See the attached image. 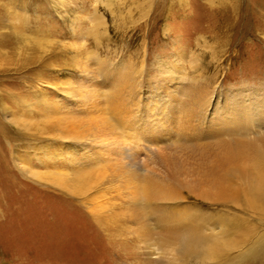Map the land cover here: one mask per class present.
Wrapping results in <instances>:
<instances>
[{
    "label": "rangeland",
    "instance_id": "obj_1",
    "mask_svg": "<svg viewBox=\"0 0 264 264\" xmlns=\"http://www.w3.org/2000/svg\"><path fill=\"white\" fill-rule=\"evenodd\" d=\"M21 8L27 10L24 20L14 22L30 38L21 40L15 54H11L14 64L7 71L0 63V264H146L151 258L156 264H165L167 257L148 255L149 251H157L153 244L141 242L123 221L101 223L97 218L102 217V210L90 200L86 202V195L97 191L101 195L97 201L105 206L115 204L116 208L126 206L127 210L138 198V193L128 194L121 188L120 175L129 167L123 147H131L134 161L159 175L148 158V149L152 150L158 164L175 175L172 184L187 196L188 206L199 220H204L206 228L211 227L214 232L215 226L208 222L222 220L229 232L231 220H238L239 228L247 223L255 235L264 232V207L243 209L220 198L212 188L217 175L204 182V188L200 184V195L188 193L183 187H198L200 177L194 163H204L208 169L213 152L218 151L216 140H211L209 133L217 129L221 139L228 141L240 137L239 133L219 129L214 120L213 126L207 121L198 125L197 118L191 117L185 125L188 111L182 113L186 117L181 120L180 116L170 117L172 130L179 128L175 133L199 136L196 139L200 140L194 142L204 146L202 158L207 159L202 162H198L199 156L188 140L178 141L180 134L151 136L147 143L142 138L120 136L117 132L122 128L113 134L97 133L93 140L81 142L83 146L93 145L89 153L94 160L80 154L74 158L64 154L67 130L76 127L86 131L92 120L112 117L108 113L97 116L104 109H100L102 96L96 97L99 109L97 106L92 112L83 105L82 98H75L78 88L83 89V94L94 86L103 93L111 90L113 78L105 80L98 75L95 56L109 68L113 62L135 68L143 61L139 95L144 97L160 91L165 83L172 84L168 81L179 76L181 68L186 73L183 81H175L173 87L168 84V92L188 83L187 87L212 89L214 96L220 94L219 103L225 104L224 97L232 92L264 89V0H0V21L9 27L8 12ZM8 27L0 34H16ZM84 62L86 71L81 68ZM188 97L192 98L191 93ZM189 100L182 104L195 109V103ZM142 102L147 108V99L140 100V106ZM229 106L225 111L231 110ZM133 108L129 106L125 111L129 113ZM148 111L147 108L140 112L150 117ZM121 117L129 118L127 114ZM247 125L243 131L246 136L242 135L246 139L257 141L264 136L263 123L253 119ZM115 141L120 142L116 150L112 149ZM104 145L105 152L101 148ZM99 153L101 164L93 169ZM72 160L79 168L92 169V180L82 181L84 195L66 193L21 169L28 163L40 175L50 170L68 175ZM236 165L241 169L251 167L244 160L226 166L219 174L231 172ZM207 171L209 178L212 174ZM225 176L228 178L224 181L230 179L237 187L246 183L245 178L235 174ZM96 177H102L97 186ZM64 182L72 185L68 180ZM89 185L94 188L88 189ZM258 245L252 246L243 259L233 258L228 264H264V244ZM181 264L215 263L185 257Z\"/></svg>",
    "mask_w": 264,
    "mask_h": 264
},
{
    "label": "bare ground",
    "instance_id": "obj_2",
    "mask_svg": "<svg viewBox=\"0 0 264 264\" xmlns=\"http://www.w3.org/2000/svg\"><path fill=\"white\" fill-rule=\"evenodd\" d=\"M25 11H27L25 8H21V11L10 10L8 12L10 21L9 27L7 26L8 24L0 21V30L8 27L12 28L14 33H16L0 34V63H3L5 66L3 69L6 71L10 64H14L11 54H15L16 47L17 49L19 48L18 44L21 40L30 38V34H23L20 27L14 22L15 20L20 22L25 15ZM94 58H96L95 60L97 61L98 75L105 78V80L113 78V80H110L111 90L103 93L99 88L97 89L94 86L86 92L84 91L85 94H83V89L78 88L75 89V92L77 91L75 98L76 100L82 98L84 100L83 105L86 104L87 109L92 112L95 111L97 106L99 109V103L97 104L96 97L98 98L102 96V100L104 101L102 102L103 105H101L100 109H103V107L104 109L99 110L100 113H98L97 116L108 113L112 117L104 118L103 116L101 120H97L98 122L92 120L86 131L77 130L76 127L67 130L65 133V140H67L66 142L68 145L64 148V154L67 153L71 156L73 155V158L76 157L77 154H80V156L87 160H94V158L91 157L92 154L89 153L93 145L87 144V146H83L81 142L89 138L90 140H93L97 133L100 135L103 133L113 134L116 132L117 128H122L121 132H117L120 136L126 138L134 137L136 140L142 138L147 143H150L149 138L151 136L165 135L166 137H170L173 134V136L180 134L178 141L188 140V145H191L192 150H195L199 156L200 160H198V162L205 161L207 158L204 157L205 160L202 158V153L204 151H201L204 146L194 142V139L200 140L196 139L199 136L188 137L182 135V131L175 133L179 128H174L175 130H172L173 128L171 126L170 117L173 116V118L176 119V117L180 116L179 119L181 120L183 119L182 117H186V115L184 116L182 113L186 114L188 111L190 115L186 117L187 119H184L185 125L191 117L197 118V121L199 122L198 125L207 121L210 126H213L215 123L212 121L214 120L220 125L221 128L219 129H225L224 131L230 132V134L239 133L240 137L228 141L226 139H221L220 132H218L217 129H215L214 132L209 133L208 135L212 138L211 140H214V142L216 140L215 143H217L216 146L218 147V151L213 152L212 161H209L211 162V165L208 169L204 163H194V165H196L195 168L197 169L195 173L200 177V179H197L198 187L194 190L190 189L194 187L189 188L186 184L183 187L188 189V193L197 192L196 194L200 195L203 192L201 186L203 188L205 186L204 182L214 179L217 175L215 179L217 187L213 185L212 188L215 187L220 198L239 204L243 209L261 210V207H264V136H261L257 141L246 139V137L242 136H246L243 131L247 130V123L250 120L255 119L258 123L264 124L263 87L255 88V90L249 92H232L230 93L231 95H227L228 97H224L225 104L223 102L221 104L219 103L220 94L214 96L212 89L206 90V88L199 89L190 86H188V88V83H182L176 88L177 90L174 88L172 91L168 92L169 85H172L173 87V85L176 84L174 83L175 81H183L184 74L186 73L184 72L185 70L182 71L183 69L181 68L178 71L179 76L176 74V76L168 81L172 82V84L165 83L160 91H156L154 94L144 97L139 95L141 78L145 70L143 61L140 62L139 67L135 68L129 64H118V62L111 63L113 67L109 68L107 64L105 65V63L103 64L101 62L98 56H95ZM86 66V63L84 62L81 67L82 70L86 71ZM4 70L2 71V74L6 72ZM189 89L191 92H188ZM188 93H191L192 95L190 100L188 99ZM142 99H147L148 112L151 113L150 117L143 116L145 112H140L142 109H147L143 108V102L142 106H140V100ZM86 100L88 102H86ZM183 100H189L195 103V109H191L192 107L190 108V105L187 107L184 106L182 104ZM129 106H133L134 108L128 113L125 110L129 108ZM226 106H229L231 110L228 109V111H225L227 108ZM183 107H186L185 111ZM125 114L129 117L127 120H123L121 117ZM178 122L180 121L178 120ZM116 124H119L120 127ZM112 145V149L116 150V147H119L120 142L115 141ZM101 148H104L103 150L105 152L107 146L104 145L101 146ZM121 149L124 153V158L129 162L126 164L129 166L128 169L120 175L122 176L121 188L128 194L137 195L138 193V198L133 201V205L127 210L126 206H117L116 208L115 204L105 206L104 202L101 203L100 201H97L101 196L97 191L94 194L91 193L88 196L86 195V202H89L90 200L93 203V206H96L103 211H101L102 217L97 218L101 223L108 224L109 222H113L119 224L123 221V224L126 225L125 228L132 230L141 242H150L153 244L157 251H149V256L167 257L165 264H181L185 257H195L203 260L210 259L215 264H228L233 258L243 259L248 251H252V246L255 244L258 243V246L264 244V232L255 235L253 227L247 223L244 224L245 226H242L243 228H239L236 223L240 222L238 220H231L233 223L228 222L231 227L229 232L224 228L225 225L222 220L208 222L209 225L215 226L216 230L214 232L213 228H206L205 224H203L204 220H199V217L196 216L192 208L188 206L186 199L187 196H184L176 184H172L173 182L175 183V175L173 173L171 174L169 170L158 164V157L152 150L148 149V158L151 160L150 162L153 164L154 168H156L155 170H158L159 175L148 172V170L146 171L139 163H136L137 161H134V153L132 152L131 147H123ZM97 157L98 159L95 158L96 161L92 164L93 169L101 164V154L99 153V156ZM244 160L251 165L249 169H241L238 168L239 165H236V167H233V170L231 169V172L226 171L227 173L223 172L219 174V172L225 169L226 166H235V164ZM76 165V163H72V170L69 167L71 173L68 175L57 170H50L40 175V173L36 170L34 171V168L28 163L21 169L22 171L28 172V174L30 173L33 177L50 182L66 193H76L77 195L83 194L86 191L81 190L83 189L82 184L83 182L85 183L88 178L92 180L90 177L92 176V169L89 170L88 167L87 169H83L77 167L79 164ZM207 170L212 174L209 178H206ZM222 174H224V177L221 179ZM234 174L236 177L245 178L246 183L244 186L240 185L237 187L238 185H234L230 179L229 181H224L225 178H228V176L225 175ZM101 179L102 177L96 179L95 186H97L96 183ZM64 180L72 182V185L65 184ZM91 187L93 186L89 185L88 189ZM88 197L90 199H88ZM244 198H248V201L244 200ZM104 211H106V213H104ZM129 224H133L132 226L134 227H130ZM228 235H230L231 238H227ZM233 251L236 252L234 255H231V252ZM151 259L150 261L147 260L148 262H146V264H152V262L153 264H156L154 263L155 260L153 261Z\"/></svg>",
    "mask_w": 264,
    "mask_h": 264
}]
</instances>
